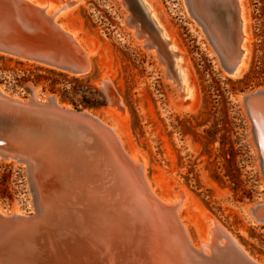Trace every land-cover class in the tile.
Masks as SVG:
<instances>
[{
	"label": "rangeland",
	"instance_id": "374dc122",
	"mask_svg": "<svg viewBox=\"0 0 264 264\" xmlns=\"http://www.w3.org/2000/svg\"><path fill=\"white\" fill-rule=\"evenodd\" d=\"M149 1L183 52L196 87L194 99L181 100L171 61L168 76L155 49L139 42L144 37L136 31L143 35L147 29L165 44L151 14L138 0H79L67 18L64 13L59 17L92 50L87 74L68 75L0 53V86L23 99L32 90L39 97L54 95L62 105L88 110L119 127L144 158L153 191L167 198L185 194L179 214L195 242L208 231L213 218L249 255L264 261V223L252 221L247 211L249 204L263 196L264 186L252 124L240 100L243 94L264 87V0H245L250 63L239 77L223 70L184 0ZM200 9L215 40L228 44L231 34L236 39L234 1L200 0ZM104 75L119 94L123 110L108 105L100 87ZM103 99L105 104L99 105ZM231 146L242 148L235 165L229 161ZM0 207L7 212H31L33 207L25 168L2 158Z\"/></svg>",
	"mask_w": 264,
	"mask_h": 264
},
{
	"label": "water",
	"instance_id": "95a60500",
	"mask_svg": "<svg viewBox=\"0 0 264 264\" xmlns=\"http://www.w3.org/2000/svg\"><path fill=\"white\" fill-rule=\"evenodd\" d=\"M62 3L72 5L75 0ZM53 16L46 14L43 7L25 0H0V53L73 75H83L81 71L86 69L85 73L89 72L91 64L87 52L69 32L59 27ZM254 93L257 95L246 93L241 96L245 112L246 102L264 94L260 91ZM103 94L107 103L121 106L119 109L123 110L122 105L118 106L120 96L112 84L107 83ZM103 126L94 115L83 112V109L57 107L48 99L35 102L28 97L14 101L11 97L0 96V158L25 168L33 201L32 211H23L20 215L1 208L0 264H13V261L30 263L29 259H34L33 255H28L24 262L21 257H15L16 252L11 250H17L18 242L29 244L42 236L45 239L64 236L60 230L48 234L53 226L49 230L42 229L40 207L46 213L55 211L54 222L59 218V212L38 200L42 190L37 180L41 187L47 188L49 200H54L52 190L59 193L70 189L67 191L75 194L64 203L73 222H77V213L81 211L88 210L86 213L91 216L107 212L110 218H115L122 208L126 224L171 226L167 215H175V210L152 195L140 164L131 160ZM250 133L264 186L262 159L252 125ZM90 192L95 193L93 199L96 204L91 203L94 201L88 195ZM81 198H85L87 204L91 203V209L80 204ZM247 211L252 221L264 223V193L248 205Z\"/></svg>",
	"mask_w": 264,
	"mask_h": 264
},
{
	"label": "bare ground",
	"instance_id": "6f19581e",
	"mask_svg": "<svg viewBox=\"0 0 264 264\" xmlns=\"http://www.w3.org/2000/svg\"><path fill=\"white\" fill-rule=\"evenodd\" d=\"M25 1L43 7L45 13L48 15L53 14V18L59 27L69 32L77 44L84 48L91 64L90 54L92 50L79 40L74 29L68 28L59 19L63 13V18H67L68 14L71 12V8L75 6L79 0H75V3L72 5L58 3L52 0H44L43 2H37L35 0ZM233 1L236 3V12L238 15V24L236 27L238 32L236 39L233 37V34H231L228 44H222L220 43L221 41L215 40L214 31L210 28V25L207 23L204 16L201 15L200 0H184V3L189 14L204 31L205 36L219 62L223 66L224 71L231 77H239L247 70L250 63V32L245 0H232V2ZM138 4L142 6L147 15L151 14L154 24H157V29L161 31L160 35L162 34L164 36L163 40L165 41V44L163 45L160 41L157 42L154 39L152 32H149L147 29L143 31V35L136 31L137 36L144 37V39L139 42L145 47H152V50L153 48L155 49L158 59L165 65L168 76L171 75L169 74V65L167 63L169 60L171 61L172 68L177 78L176 87L181 100L187 101L194 99L196 87L191 79V74L182 50H180L162 21L156 17L155 13H153L152 3L149 0H138ZM127 18H129V16H127ZM169 44L172 48L177 49L176 51L178 52L174 53L172 48L167 49ZM9 56L27 62H33L31 60L16 57L15 55ZM87 70L88 69L82 70L81 72L87 74L88 72L85 73ZM67 74L73 75L71 72H67ZM107 83L111 84V81L106 75H104L100 82V87L103 92L106 90ZM257 91H260V93L264 92V87H260L249 93L255 95L256 93L254 92ZM0 96L4 98L11 97L14 101H22L20 96H10L1 86ZM29 97L35 102L48 99L57 107L72 110L71 107L60 104L54 95L39 97L35 90H32ZM118 100V106L122 105V107H124L121 99L119 98ZM108 105L115 109L121 107H116L111 102H109ZM83 112L94 115L95 118L107 128L105 131L112 137V139L114 138L120 143L131 160L137 165L140 164L146 184L152 195L169 209L175 210V215L171 213H168L167 215L171 221V226H158L156 223H142L140 226L135 223L126 224L124 220L125 218L123 219L124 212H122V208L117 212L118 217H111L112 219L107 212H102L99 216H91L86 213L88 210L81 211L80 213H77V222H73L69 219L70 213H68L66 209L67 207L64 203L69 202V200H71L70 196L75 197V194H72V191H67L70 189H64L59 193L52 190L54 200H49L47 196V188L44 189L41 187L39 180H37L38 185L41 188L40 190H42L38 195V200H42L48 208L54 209L55 207L56 211L59 212V218L54 222V210L51 213H46L45 209L40 207L42 211V229L45 227L49 230V228L53 226L48 234L60 230L64 236H50L45 239L41 235V238L33 239L29 244L18 242L17 250H11L16 252L14 254L15 257H21L20 259L24 260V262H26V257L28 255H33L35 259H29L30 263L23 264H264V261L256 260L249 255L242 245L234 239L232 234L213 218L211 219L210 225L207 227L208 231L199 241L195 242L191 238L189 231L179 214V210L186 200L185 194H177L174 198H167L165 196L160 197L155 191H153V188L149 184L147 176L145 175L144 158L139 155L135 148L129 145L130 142L127 140L128 138L122 130L119 127L113 126L110 122L108 123L104 121L102 118L88 110H83ZM246 112L249 121L252 124L255 139L259 147L264 174V94L246 102ZM124 145L127 146L130 153ZM140 160L141 163H139ZM88 195L91 201H94L91 203L96 204V200L93 199L95 198V193L90 192ZM104 199L105 198H103V200ZM86 201L85 198H81L80 204L90 208L89 206L91 203L87 204ZM60 204L63 205L60 206ZM36 206L38 209L39 205L36 204ZM61 210L63 213H61ZM11 211L15 215H20L23 212V210L17 209H12ZM1 214L3 213L0 207V215ZM17 262L18 261H13V264H19Z\"/></svg>",
	"mask_w": 264,
	"mask_h": 264
},
{
	"label": "trees",
	"instance_id": "16d2710c",
	"mask_svg": "<svg viewBox=\"0 0 264 264\" xmlns=\"http://www.w3.org/2000/svg\"><path fill=\"white\" fill-rule=\"evenodd\" d=\"M104 104L105 103H104V99H103V100L100 101L99 105H104ZM241 151H242V148L240 146L238 148H236V149L232 148V146H231L229 161L234 163V165L236 163L235 159H236L237 155L242 154ZM223 157L225 158V156H223ZM225 159L228 160L227 158H225ZM235 170L238 172V168L236 166H235ZM229 178L231 180H233L234 178L236 179V176L235 175H230Z\"/></svg>",
	"mask_w": 264,
	"mask_h": 264
}]
</instances>
